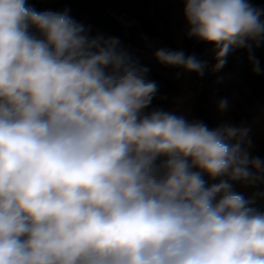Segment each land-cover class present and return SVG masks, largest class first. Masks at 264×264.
I'll list each match as a JSON object with an SVG mask.
<instances>
[{"label":"clouds","instance_id":"1","mask_svg":"<svg viewBox=\"0 0 264 264\" xmlns=\"http://www.w3.org/2000/svg\"><path fill=\"white\" fill-rule=\"evenodd\" d=\"M182 2L212 73L238 49L262 72L264 9ZM69 13L0 0V264H264V210L235 190L264 180L249 130L146 111L150 68ZM154 58L206 75L183 50Z\"/></svg>","mask_w":264,"mask_h":264},{"label":"trees","instance_id":"2","mask_svg":"<svg viewBox=\"0 0 264 264\" xmlns=\"http://www.w3.org/2000/svg\"><path fill=\"white\" fill-rule=\"evenodd\" d=\"M249 2L253 7L264 9V0ZM28 4L39 12H62L70 9V16L90 28L92 36L118 37L120 47L141 65L148 66L151 70L148 78L158 83L159 92L146 111L162 108L171 112L176 94L181 92L184 84L187 89L190 85L196 90L191 100L194 120H202L212 128L215 119L210 98L217 96L228 99L231 90V85L225 86L222 81L224 74L232 73L240 79L248 91H244L242 87H239L238 91L247 101L257 100L264 94V44L254 49L262 69L260 74L252 72L247 52L243 49L235 50L228 57L227 65L220 72L212 73L210 69L215 64L214 46L188 37L187 27L180 40V50L186 55L195 54L198 60L205 62L206 75L201 78L196 73L186 72L187 80L181 83L180 87L173 78L165 75L164 72L172 67L161 65L155 60L154 53L158 48L149 47L146 39H161L168 44V49L179 51L171 40L170 28L177 12L184 18L182 0H28ZM117 15H126L133 21L128 30L117 20ZM261 18L264 19V16ZM174 114L179 116L177 112ZM252 144L253 147L248 150L250 155L264 159V136L254 138ZM235 190L243 193L246 198L256 196L254 206L264 210V180L250 186L236 185Z\"/></svg>","mask_w":264,"mask_h":264},{"label":"rangeland","instance_id":"3","mask_svg":"<svg viewBox=\"0 0 264 264\" xmlns=\"http://www.w3.org/2000/svg\"><path fill=\"white\" fill-rule=\"evenodd\" d=\"M116 17L126 30H128L130 25L133 24V21L126 15H117ZM186 27L185 19L177 12L173 17L170 31L171 40L174 42L175 47L179 48V50L181 49L180 40L186 30ZM146 42L149 47L168 49V44L158 38L146 39ZM177 72H183V70L171 68L169 71L164 73L165 75L173 78L180 87L181 83L187 80V74L186 72H183V75L177 77ZM222 81L225 86L228 84L231 85L228 98L229 108L226 112H219L217 110V101L221 99V97L212 96L210 98V105L213 107L215 119V125L213 127L227 121L237 127L248 129V138L251 140V146L248 148L249 150L253 147L252 141L254 138L264 136V94H262L259 99L249 102L239 94V87H242L244 91H248L239 78L234 76L232 73H227L222 76ZM195 93L196 90L189 85V88L186 89L179 98H175L171 112H177L179 116H183L188 120H194L191 113V100Z\"/></svg>","mask_w":264,"mask_h":264},{"label":"built area","instance_id":"4","mask_svg":"<svg viewBox=\"0 0 264 264\" xmlns=\"http://www.w3.org/2000/svg\"><path fill=\"white\" fill-rule=\"evenodd\" d=\"M186 89H187V87H186V85L184 84V85L182 86V88H181V92L177 93L175 98H179V97L182 95V93H183Z\"/></svg>","mask_w":264,"mask_h":264}]
</instances>
